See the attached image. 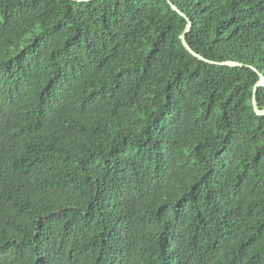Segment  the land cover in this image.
Instances as JSON below:
<instances>
[{"label":"trees","instance_id":"trees-1","mask_svg":"<svg viewBox=\"0 0 264 264\" xmlns=\"http://www.w3.org/2000/svg\"><path fill=\"white\" fill-rule=\"evenodd\" d=\"M171 1L246 65L168 0H0V264H264V0Z\"/></svg>","mask_w":264,"mask_h":264},{"label":"water","instance_id":"water-1","mask_svg":"<svg viewBox=\"0 0 264 264\" xmlns=\"http://www.w3.org/2000/svg\"><path fill=\"white\" fill-rule=\"evenodd\" d=\"M76 1H89V0H76ZM168 2L171 4V6L177 10L182 16H184L188 23L185 27V30L184 32L180 35V38L184 44V46L192 53L194 54L195 56L199 57L200 59L202 60H205L207 62H211V63H219V64H223V65H232V66H244L246 65L245 63H242V62H239V61H233V60H227V61H222V62H217V61H213V60H209L207 59L206 57H204L203 55H201L200 53L196 52L192 47L191 45L188 43L187 41V33L191 30L192 28V22L189 18V16L184 13L180 8H178L171 0H168ZM251 66V65H250ZM253 67L257 72H259V75H260V80L255 84L254 86V89H253V105H254V108L256 110V112L259 114V115H264V109H260L259 108V105H258V100H257V91H258V88L262 85H264V74L262 72H260L256 67L254 66H251Z\"/></svg>","mask_w":264,"mask_h":264}]
</instances>
